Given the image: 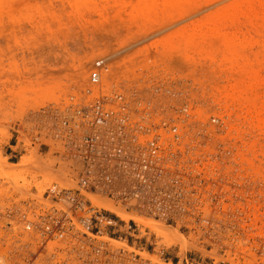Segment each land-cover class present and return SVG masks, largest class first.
Wrapping results in <instances>:
<instances>
[{"label": "rangeland", "instance_id": "obj_1", "mask_svg": "<svg viewBox=\"0 0 264 264\" xmlns=\"http://www.w3.org/2000/svg\"><path fill=\"white\" fill-rule=\"evenodd\" d=\"M236 1L0 0V242L8 244L0 245V264L10 257L18 264H264V130L254 118L264 99V19L251 9L258 0L241 9ZM96 70L107 88L146 87L174 111L184 105L192 178H177V191L185 213L162 217L80 188L64 120L87 99ZM235 83L243 107L251 105L246 112L239 102L225 106ZM53 189L81 190L138 229L97 237L107 252L98 262L76 260L58 242L25 246L19 214L7 210L48 208ZM134 215L159 223L174 241Z\"/></svg>", "mask_w": 264, "mask_h": 264}, {"label": "built area", "instance_id": "obj_2", "mask_svg": "<svg viewBox=\"0 0 264 264\" xmlns=\"http://www.w3.org/2000/svg\"><path fill=\"white\" fill-rule=\"evenodd\" d=\"M89 85L87 99L77 101L74 114L64 120L66 152L80 188L162 217L185 213L183 193L177 191L183 188L177 178H192L186 166L190 147L184 105L179 107L182 112L174 111L146 87L124 92L107 88L99 70L91 73ZM45 197L53 203L48 208L25 204L7 210L19 214L27 233L25 246L42 248L58 242L74 259L98 262L106 259L107 252L97 237L122 226L138 229L135 223H119L81 190L53 189ZM5 262L18 264L13 257Z\"/></svg>", "mask_w": 264, "mask_h": 264}, {"label": "bare ground", "instance_id": "obj_3", "mask_svg": "<svg viewBox=\"0 0 264 264\" xmlns=\"http://www.w3.org/2000/svg\"><path fill=\"white\" fill-rule=\"evenodd\" d=\"M252 2V0H244V1H236V2H234V5H235V8H243V6H245L246 4H249V3H251ZM244 3V4H243ZM251 9H252V11H253V13H256V14H258L259 16L260 15H262V18L264 19V0H258V6H257V8L255 7L254 8V6L253 7H251ZM233 40V39H232ZM236 40V39H235ZM230 44H231V46L233 47V53H234V56H239V54H238V49H239V44H236V41H234L233 40V42L231 43V39H230ZM238 43V42H237ZM173 45V44H172ZM251 72H254V73H257V71L255 70V69H252V70H250ZM130 75V74H129ZM136 76V75H135ZM262 84H264V78H263V81L261 82ZM248 87H249V89H250V92H254L255 91V85H254V83L253 82H249L248 83V85H247ZM232 94L230 95H227L226 96V98H227V100H226V102H227V104L228 105H225V106H229V103L230 104H235V102L237 103V102H239L240 103V109L243 111V112H246L248 109H250V106L251 105H248L247 107L245 106V108L243 107V105H244V103H245V98L243 97V91L241 90V85L239 84V83H235L234 84V86L232 87ZM243 98V99H242ZM220 100V102H223V101H221L222 99H219ZM239 103H237V104H239ZM235 106V105H234ZM237 107V106H236ZM227 108V107H226ZM63 110V109H62ZM237 111H238V109H236ZM196 108H195V114H196ZM242 111H240L239 113H240V115H242L241 114V112ZM194 112V111H193ZM200 111H198V113H199ZM197 113V114H198ZM201 113V112H200ZM196 114V115H197ZM202 114V113H201ZM194 115V114H193ZM196 115H194V116H196ZM239 115V114H238ZM239 115V116H240ZM198 116V115H197ZM256 120H258L259 122H260V125H261V129H263L264 130V99L262 100V104H261V106H260V110H259V114L257 115V116H255L254 117ZM201 124V123H200ZM205 125V124H204ZM198 126V125H197ZM202 127V126H201ZM198 128H200L199 126H198ZM203 128H204V126H203ZM202 128V129H203ZM196 129H197V127H196ZM196 129H194V130H196ZM236 129V130H235ZM234 130L237 132V135H235V137H236V139H238L237 137L238 136H240V129H238V128H235ZM232 131H233V129H232ZM55 134H56V132H55ZM232 134H233V132H232ZM234 137V138H235ZM239 157L241 158V156L239 155ZM239 158V159H240ZM239 159H235L236 161L237 160H239ZM64 162H66V160L64 161ZM238 162V161H237ZM16 166V165H15ZM14 166V167H15ZM70 169V168H69ZM73 170V169H72ZM76 174V173H75ZM112 205V204H111ZM111 208H115V207H112L111 206ZM113 210V209H112ZM115 211H118L119 212V215L122 217V218H129L130 216H131V214L129 215V213H126L125 211H123V210H118V208H115L114 209ZM135 216V218L140 222V223H142V224H145V226H150L153 230H155L156 232H157V234L158 235H160V236H163V237H165L168 241L170 240H173L174 238H171L172 237V235L171 234H169V232L167 233L164 229L165 228H163L159 223H155V222H153V221H149V220H145V219H142L140 216H137L136 217V215H134ZM171 231V230H170ZM176 232H177V230H176ZM178 233V232H177ZM176 234V233H175ZM174 234V235H175ZM179 236V235H178ZM177 236V237H178ZM180 236H181V234H180ZM175 237H176V235H175ZM183 238V236L182 237H179V240L180 239H182ZM178 239V238H177ZM185 239L183 238V241H184ZM169 241V242H170ZM174 241V240H173ZM172 241V242H173ZM176 242H180V241H176ZM174 243V242H173ZM180 243H182V242H180ZM183 243H185V241L183 242ZM170 244H171V242H170Z\"/></svg>", "mask_w": 264, "mask_h": 264}]
</instances>
